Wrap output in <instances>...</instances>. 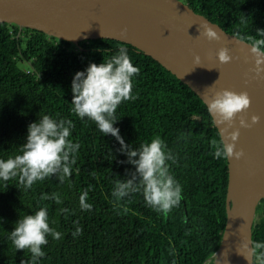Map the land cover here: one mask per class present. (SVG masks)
<instances>
[{
	"label": "trees",
	"instance_id": "1",
	"mask_svg": "<svg viewBox=\"0 0 264 264\" xmlns=\"http://www.w3.org/2000/svg\"><path fill=\"white\" fill-rule=\"evenodd\" d=\"M197 14L227 33L253 44L264 39V0H184ZM125 48L139 72L132 98L116 110L115 127L125 143L138 147L159 136L175 156L171 174L182 185V199L167 213L146 206L142 193L117 199L114 182L134 166L119 141L101 133L94 121L71 111V82L77 71ZM24 63L25 68L20 64ZM206 104L161 64L132 46L110 39L79 45L43 32L0 24V159L20 154L28 125L40 115L73 122L70 139L80 147L70 175L35 182L19 176L0 181V264L29 262L9 239L15 222L46 208L50 227L45 255L36 264H205L218 249L227 222L228 159H217L221 140ZM124 161V162H123ZM41 199L42 195L52 197ZM90 210L82 209L80 197ZM253 236L254 264H264V201ZM81 232L74 235L76 229Z\"/></svg>",
	"mask_w": 264,
	"mask_h": 264
},
{
	"label": "water",
	"instance_id": "2",
	"mask_svg": "<svg viewBox=\"0 0 264 264\" xmlns=\"http://www.w3.org/2000/svg\"><path fill=\"white\" fill-rule=\"evenodd\" d=\"M1 23L76 46L99 39L128 44L161 64L207 107L223 89L246 92L250 107L237 115L228 132L227 125L210 113L221 139L239 129L236 151L243 150L244 155L239 160L227 158V222L218 249L205 264H254L253 236L264 201V64H256L251 43L227 33L181 0H0ZM206 27L219 39L209 40L203 34ZM221 48L229 49L230 62L219 61ZM196 55L201 57L199 64L194 63ZM257 67L262 69L259 75ZM253 115L260 118L255 124ZM240 116L251 127H240Z\"/></svg>",
	"mask_w": 264,
	"mask_h": 264
},
{
	"label": "clouds",
	"instance_id": "3",
	"mask_svg": "<svg viewBox=\"0 0 264 264\" xmlns=\"http://www.w3.org/2000/svg\"><path fill=\"white\" fill-rule=\"evenodd\" d=\"M258 31L264 35V29ZM203 34L209 40L219 39L217 32L210 27H206ZM250 51L258 66L264 64V39L254 41ZM217 55L221 63L232 60L227 48H221ZM200 61L201 57L196 55L194 63L199 64ZM256 71L259 75L262 69L257 67ZM138 72V67L133 65L125 48H120L118 54L104 57L99 64L90 63L73 76L71 111L81 120L87 118L94 121L101 133L114 136L121 145L119 151L127 156L126 163L134 166V171L129 170L128 178L114 182L112 195L122 199L140 192L146 206L167 213L179 205L183 193L182 185L170 171L169 162H175V156L159 136L134 147L125 143L119 128L114 126L118 121L115 117L117 108L132 98L133 78ZM250 103L246 92L223 89L212 96L207 110L218 118L219 124L227 125L224 132H228L237 115L248 109ZM38 116L36 121L28 125L26 142L21 146L20 154L0 159V181L6 182L19 176L18 183L31 188L35 182L46 177L55 175L63 182L70 175L71 165L75 163V154L80 147L78 142L70 139L73 122L47 114L39 113ZM259 119L253 115L251 124L257 123ZM251 124L240 116V127L248 128ZM238 137L239 129L229 132L227 140L223 138L218 144L213 141L215 157L242 158L243 150L236 151ZM49 198L59 202L55 194L52 197L41 196V199ZM80 201L82 209H91V205L84 202V195H81ZM80 232L81 229L77 228L74 235ZM49 235L60 237V233L50 227L46 208H38L33 214H26L15 222L9 235L12 245L17 251L27 250L31 253L30 261H22L21 264H36L45 255L43 246L47 245Z\"/></svg>",
	"mask_w": 264,
	"mask_h": 264
},
{
	"label": "rangeland",
	"instance_id": "4",
	"mask_svg": "<svg viewBox=\"0 0 264 264\" xmlns=\"http://www.w3.org/2000/svg\"><path fill=\"white\" fill-rule=\"evenodd\" d=\"M181 1H184V0H181ZM20 66H21L22 68H25V67H26V65H25L24 63L20 64ZM257 219H258V220H257V224H259L260 221H261V219H262V215L258 214ZM208 264H214V262H209Z\"/></svg>",
	"mask_w": 264,
	"mask_h": 264
},
{
	"label": "flooded vegetation",
	"instance_id": "5",
	"mask_svg": "<svg viewBox=\"0 0 264 264\" xmlns=\"http://www.w3.org/2000/svg\"><path fill=\"white\" fill-rule=\"evenodd\" d=\"M262 218H263V216H262Z\"/></svg>",
	"mask_w": 264,
	"mask_h": 264
}]
</instances>
